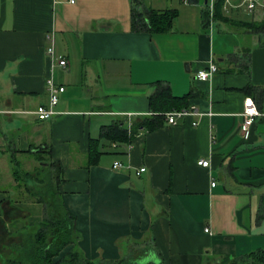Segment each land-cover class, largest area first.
Returning <instances> with one entry per match:
<instances>
[{
    "label": "crops",
    "instance_id": "obj_1",
    "mask_svg": "<svg viewBox=\"0 0 264 264\" xmlns=\"http://www.w3.org/2000/svg\"><path fill=\"white\" fill-rule=\"evenodd\" d=\"M244 1L0 0V249L42 218V204L21 193L14 169L31 171L50 156L89 259L118 258L120 238L152 237V264H213L264 250V34L245 26L264 13ZM133 8L177 17L167 32L135 30ZM211 63V78H195ZM48 76L64 90L54 114L40 120L34 111L48 105ZM158 80L175 96L193 91L188 107L198 113L176 124L165 116L129 143L99 140L101 154L87 165L103 125L151 114ZM247 97L258 114L244 139ZM203 159L209 166L198 164ZM25 182L35 185L33 177Z\"/></svg>",
    "mask_w": 264,
    "mask_h": 264
},
{
    "label": "trees",
    "instance_id": "obj_2",
    "mask_svg": "<svg viewBox=\"0 0 264 264\" xmlns=\"http://www.w3.org/2000/svg\"><path fill=\"white\" fill-rule=\"evenodd\" d=\"M218 2L214 7V16L220 12ZM177 17L176 10H154L148 8L139 11L132 9V27L135 30L145 29L149 32L170 31ZM203 22L208 24V14L203 13ZM245 26L253 31L264 34V20L259 23H246ZM154 91L148 96L149 116H138L129 121L117 119L110 124L103 125L99 138L91 139L87 153V165L94 164L101 154L97 142L129 143L137 133L145 129L153 130L161 126L165 114L172 110L188 108V99L194 96L189 91L181 96L172 94L169 85L162 81L153 83ZM249 90V87H248ZM48 152L38 150L36 152ZM37 165L33 170L23 171L21 168L14 169L15 179L19 181V190L22 194H28L34 200L42 204V218L32 226L25 225L22 231L11 236L17 238L10 245L0 249V264H152V256L157 254V249L152 237L141 239L120 238L116 240L120 255L116 259L87 258L78 246L80 238L75 227V216L69 213L64 206L58 184L59 168H56L51 157L46 159L37 158ZM23 171V172H22ZM34 179V187L26 185L25 179ZM258 213H264V193L259 199ZM124 239V240H123ZM125 242L126 249L122 243ZM69 247L63 254V250ZM151 258V259H150ZM148 261H147V260ZM150 259V260H149ZM147 261V262H146ZM215 264H264V250L259 249L238 256H224L214 262ZM156 264H166L160 258Z\"/></svg>",
    "mask_w": 264,
    "mask_h": 264
},
{
    "label": "built area",
    "instance_id": "obj_3",
    "mask_svg": "<svg viewBox=\"0 0 264 264\" xmlns=\"http://www.w3.org/2000/svg\"><path fill=\"white\" fill-rule=\"evenodd\" d=\"M70 1L73 2V0H70ZM244 3H246V7L249 10H253L255 7H258L264 13V0H246L244 1ZM211 8H212V5L210 6V9ZM50 43L51 44L46 48V53L48 55H53L54 53L53 43L52 42ZM58 64L60 66H66L67 61L64 58L60 57L58 59ZM216 71H217V66L211 63L208 65L207 68L198 70L195 74V78L199 80H207L211 78ZM45 83H46V89L48 90V93H49L48 105H39L34 111L37 118L40 120H46L54 114L53 108L58 102V98H59L58 94L64 90L63 86H57L55 84L52 76H48ZM197 113L198 112L195 111V108L191 106L188 108H183V109L167 112L165 116H166V120L168 123L176 124L177 117H182V116H186L190 114H197ZM257 114H258V111L255 108L253 100L250 97L245 98L244 109H243V112L241 113L242 121L240 123V131L244 139L249 138L250 126L252 125L254 121L255 115ZM196 124L197 122H193V125H196ZM198 164L203 165V166H209V161L203 159V160L198 161ZM121 166H122V163L118 161L114 162L113 164V168H119ZM143 170H144V167L139 168L137 170V173H140ZM211 184H214V182H212ZM205 231H208V229L206 228Z\"/></svg>",
    "mask_w": 264,
    "mask_h": 264
},
{
    "label": "rangeland",
    "instance_id": "obj_4",
    "mask_svg": "<svg viewBox=\"0 0 264 264\" xmlns=\"http://www.w3.org/2000/svg\"><path fill=\"white\" fill-rule=\"evenodd\" d=\"M217 26H218V25H215V28H217ZM124 239H125V238H124ZM124 239H123V240H124ZM125 242H126V241H123V243H122V247H123V249H126ZM68 248H69V247H66V248L63 250V252H62L61 254H63ZM146 260H147V259H146ZM149 260H150V259H149ZM147 261H148V260H147ZM147 261H146V262H147ZM213 264H215V263H213Z\"/></svg>",
    "mask_w": 264,
    "mask_h": 264
}]
</instances>
